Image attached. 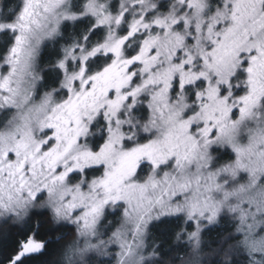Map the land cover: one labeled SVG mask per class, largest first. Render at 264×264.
<instances>
[{"label":"snow or ice","instance_id":"1","mask_svg":"<svg viewBox=\"0 0 264 264\" xmlns=\"http://www.w3.org/2000/svg\"><path fill=\"white\" fill-rule=\"evenodd\" d=\"M9 221L0 264H264V0H0Z\"/></svg>","mask_w":264,"mask_h":264},{"label":"trees","instance_id":"2","mask_svg":"<svg viewBox=\"0 0 264 264\" xmlns=\"http://www.w3.org/2000/svg\"><path fill=\"white\" fill-rule=\"evenodd\" d=\"M56 226L53 224H46L45 227L41 230L43 232H47L48 229L55 228ZM228 227L227 224H221L220 228ZM16 228L13 226L12 222L9 221L8 223L0 222V235L5 232L14 233ZM63 236V239H60L58 243H53L49 246V255L36 259L31 260L28 264H41V260L47 261V264H59L62 253L64 251L65 245L70 244L76 238V232L74 227H66L61 228L59 231H53L51 234L44 236L43 238L46 240H56L57 237ZM216 238V232L211 233L209 236H206L205 239L211 241L212 239ZM177 242L175 241L174 237L169 238L168 245L175 246ZM214 247V245H212ZM175 254V253H173Z\"/></svg>","mask_w":264,"mask_h":264}]
</instances>
